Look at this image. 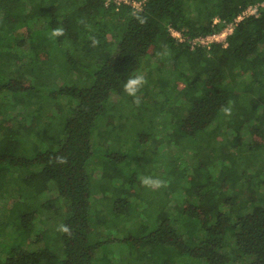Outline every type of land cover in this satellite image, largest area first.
Here are the masks:
<instances>
[{
	"label": "trees",
	"instance_id": "16d2710c",
	"mask_svg": "<svg viewBox=\"0 0 264 264\" xmlns=\"http://www.w3.org/2000/svg\"><path fill=\"white\" fill-rule=\"evenodd\" d=\"M105 1L0 0V91L13 90L19 97L36 87L39 75L24 70L35 55L30 46L37 49L36 32H51L57 26H63L65 34L56 42L69 51L66 76L76 80L52 94L70 100L71 116L65 118V135L57 142L42 138L31 155L22 153L25 144L16 138L20 132L37 127L56 131L53 119L42 124L35 115L40 107L33 103L12 110L8 119L12 130L0 123L5 133L0 139V171L32 167L22 179L20 196L12 198L8 219H0V252L6 253L0 255V264H115L108 253H100L112 242L103 236L106 221L94 210L95 185L110 180L109 185L101 183V189L117 194V216L132 220L138 210L128 196L132 190L121 187L127 180L118 184L121 170L111 172L108 161L100 162L98 151L102 144H112L122 128L120 107L133 104L123 83L142 68L148 70L147 84L139 94L169 116L161 123L165 133H160L157 148L164 153L161 147L166 143L185 146L196 137H201L202 145H193L189 153L197 159L192 171L191 164L186 167L191 172L182 171L191 197L179 211L178 203L159 211L147 233L125 237L132 246L126 256L134 257L133 264H264V167L254 170L258 151L264 152V6L258 16L240 21L226 47L217 43L193 49L170 30L174 27L189 37L207 34L220 29L215 16L232 19L250 3L264 0H143V8L137 10ZM136 13L148 17L145 25L136 22ZM92 36L99 41L95 47ZM16 45L29 48L30 57L17 52ZM157 84L163 99L155 97ZM19 99L23 101L22 96ZM225 106L232 109L229 117L221 111ZM66 112L57 106L49 110V117H64ZM26 113L32 119L14 128L16 119L24 120L19 116ZM247 132L251 143L245 141ZM117 154H106L115 165L117 157H126ZM56 156L67 163L56 162ZM52 181L66 201L63 224L71 236L52 231L46 207L59 197L42 201ZM18 206L22 210L16 212ZM5 232L12 235L4 238Z\"/></svg>",
	"mask_w": 264,
	"mask_h": 264
},
{
	"label": "rangeland",
	"instance_id": "374dc122",
	"mask_svg": "<svg viewBox=\"0 0 264 264\" xmlns=\"http://www.w3.org/2000/svg\"><path fill=\"white\" fill-rule=\"evenodd\" d=\"M49 33L50 32L47 30L36 32L34 40L38 43L37 49H34V46H30V48L33 49L32 53L36 56L34 55L33 57H30L28 55L30 49H25L24 45H16L15 49L16 51L18 50L17 52H22L21 54L25 53L26 57L32 58L29 67H25L24 70L27 72L31 71V73H33L32 70H34L39 75L40 82L36 87L31 89V92H22L19 97H16L13 90L4 89L0 91V114L2 115L0 117H5V120L11 119L12 110L14 108H18V110L20 108V110H22L21 108H26L33 103L40 107V111L37 110L35 115L38 117L40 116L41 120L43 119L42 124H44L46 120L52 121V119L57 123L56 131L54 128L53 130L47 129V131H43L40 127H37V129L32 132L28 129L24 130L25 132H20L19 137L16 136V138L25 144L22 152L25 155H31L35 145H40V142H44L42 138H49L52 140L51 143H54L57 142L59 138L64 137L65 118L68 115L71 116V113L69 112L70 100L65 95H59L57 97H53L52 95L61 85L65 83L66 85H72L73 81H76L75 79L66 76L68 74V67L65 63L67 64L68 62L67 52L69 51L65 48V45H58L56 39H50L48 35ZM29 43L31 44L32 40ZM152 68L154 69L153 72L157 74L159 73L158 68ZM139 74L146 76L148 74L147 68H142L139 71ZM9 77L10 76H8V78ZM59 81H62V83ZM29 83L34 84V82L32 83L31 81H29ZM90 83L91 78L88 83L85 84L87 86ZM154 91L158 93L155 95L156 99H163L165 97V94L160 92V85H155ZM139 95L142 96V94ZM21 96L23 97V101L19 99ZM15 98L18 99L16 105L14 103ZM141 101L142 103L139 107H136L131 103L128 105H121L119 122L122 123V128H119L118 132L115 134V139L112 144H102L98 151L100 162L106 164L108 161V169H110L111 172H113L115 168L121 170L122 175L118 177V184H122L124 180H127L125 185L122 184L123 186L121 187L127 188V190H132V193H130V195L128 194V196L131 197L130 199L134 203V210H138V213L135 214V217L132 220L128 219V216L126 215L117 216L114 213L117 194L112 191V187L110 188V191L106 192L101 189V183L109 185L110 180L104 179L102 182H98L95 185L94 188L96 189L97 199L94 201V210H97L101 214V217L106 221L107 228H104L103 236L110 239L112 242L105 244L100 253L101 255L103 253H108V257L115 260V264H133L134 262V257L126 256L128 252H131L132 246L127 243L125 237L136 235L137 233H147L148 230H151L154 227L152 224H154L153 221L159 211L163 209L168 210L170 207L167 205L171 206L176 203L179 205L176 206L175 209L179 211V208H181L191 197L189 193L190 182L183 177L182 171H192L193 164L197 159L192 158L189 153L193 151V145L196 147L202 145L201 137L189 138V145L185 146L182 144H175L177 146L175 147L166 143L165 146L161 147V149H166L163 153L162 150L157 148V145H161L158 144L160 141H158V138L160 137V133H162V135L165 133L163 132L164 130L162 129L161 123L163 124L167 121V118H169L168 113L161 114V111L157 109L156 104L152 103L151 99L146 98L145 95L142 96ZM115 102L118 104L121 102V99L117 97ZM57 106H64L68 110V112H66L68 114L64 117H58L57 119L55 117H49V110ZM146 107H151V109H146ZM19 117H24V120L20 121L17 118L14 128L19 127L21 122L32 119V115L27 113L22 114ZM5 120L0 119L3 128H5L4 123H7L6 130H12L13 126H9L10 120ZM4 134V130H0V139L4 137ZM245 141L248 143L252 142V137L248 132L246 133ZM108 151L109 154L112 155L113 153H125L126 157H117L118 161L115 165L113 162H110L112 156L106 155ZM258 156L259 159L258 161L255 160L256 163L254 164V170L262 169V167H264V152L258 151ZM193 160L194 162L192 163ZM6 164H8V162H6ZM176 164H178V166ZM190 164L192 165L191 171L186 168L189 167ZM99 166H102L101 163ZM31 168L32 167L10 166L4 167L0 171V219H8L10 214L8 207L13 206L12 198L15 199V197L20 196V189L25 186L22 179L27 173L29 174L31 172ZM171 170L173 171L171 172ZM15 174L18 175V178L14 177ZM261 175L264 177V169L262 170ZM142 176L162 178L167 181V187L158 190L145 188L140 184ZM51 186V190L45 192V197L42 201L59 197L55 203H50L46 207L50 214L49 221L53 224L52 231L56 234L58 232V225L63 224L66 218L67 204L65 199L62 196H59L55 181L51 182ZM27 195H30L29 190ZM6 203L7 207L5 206ZM21 210L22 208L18 206L16 212ZM142 213L146 216H142ZM144 217L145 219L143 220L142 218ZM144 225L146 226L145 231L140 229V227H144ZM7 235L11 236L12 234L5 232L4 238H6ZM7 239L11 241L9 236ZM0 255L6 256V253L0 252ZM188 264L204 263H190V261H188Z\"/></svg>",
	"mask_w": 264,
	"mask_h": 264
},
{
	"label": "built area",
	"instance_id": "2783aa9c",
	"mask_svg": "<svg viewBox=\"0 0 264 264\" xmlns=\"http://www.w3.org/2000/svg\"><path fill=\"white\" fill-rule=\"evenodd\" d=\"M107 5L110 3L128 4L134 9L143 8V0H106ZM264 2L250 3L247 5L238 15L232 19H222L221 16L217 15L214 17L215 24H221L220 29L214 30L207 34H198L193 37L186 36L180 30L170 27V30L179 41L188 42L191 48L195 49L197 47H207L211 48L214 44L221 43L224 47L229 45V36L232 35L244 18L250 17L251 15L258 16L261 12Z\"/></svg>",
	"mask_w": 264,
	"mask_h": 264
},
{
	"label": "clouds",
	"instance_id": "9594fccd",
	"mask_svg": "<svg viewBox=\"0 0 264 264\" xmlns=\"http://www.w3.org/2000/svg\"><path fill=\"white\" fill-rule=\"evenodd\" d=\"M135 20L140 25H145L148 21V17L146 15L136 13L135 14ZM81 23H83V20H81ZM87 27V26H86ZM65 34V29L63 26H57L51 30V32L48 34L50 39H56ZM90 40L92 42V46L95 47L99 44V41L94 37H90ZM147 84V79L143 74H136L129 76L123 83V91L124 93L133 98V104H135L137 107L141 104V98L140 95H138L142 88ZM223 114L226 117H229L232 115V109L230 106H225L221 109ZM56 162L64 164L67 163V159L63 156H56L55 157ZM141 186L151 189V190H158L164 187H167V181L153 176H142L140 179ZM57 230L61 233L67 234L68 236L72 235L71 229L65 225L60 224L57 227Z\"/></svg>",
	"mask_w": 264,
	"mask_h": 264
}]
</instances>
